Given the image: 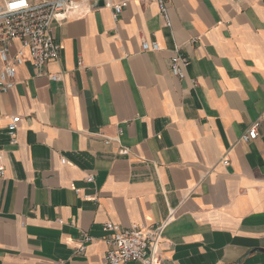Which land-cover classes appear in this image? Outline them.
I'll use <instances>...</instances> for the list:
<instances>
[{"label": "crops", "instance_id": "1", "mask_svg": "<svg viewBox=\"0 0 264 264\" xmlns=\"http://www.w3.org/2000/svg\"><path fill=\"white\" fill-rule=\"evenodd\" d=\"M117 2L53 24L59 81L27 61L0 92V264H106V223L165 224L161 264H264V0H167L171 28Z\"/></svg>", "mask_w": 264, "mask_h": 264}, {"label": "built area", "instance_id": "2", "mask_svg": "<svg viewBox=\"0 0 264 264\" xmlns=\"http://www.w3.org/2000/svg\"><path fill=\"white\" fill-rule=\"evenodd\" d=\"M97 1L107 5L109 0H0V92L7 93L15 85L17 68L29 62L36 76H46L53 81H59L61 76L47 72V64L58 59L60 46L52 37L53 24L64 22L68 14L78 8L79 2H85L91 7ZM156 5L158 15L165 28H171V20L167 8V0H150ZM127 0H118L111 5L116 18L124 8ZM142 52L158 51L155 40L148 42L144 37L140 40ZM187 58L180 55L177 48L172 51L169 59V70L172 76L183 79ZM20 123L19 116H12L6 126L8 136L16 143L15 133ZM259 123L252 124L239 138L240 142L249 143L258 137ZM110 139L105 140L109 145ZM127 150L120 148L118 154L126 155ZM224 166L228 165L223 160ZM2 170H0V174ZM93 176H87L86 182L92 183ZM165 224L149 226L132 225L123 228L113 223L103 225V230L110 235L104 240L106 264H124L130 261L140 264H161L162 251L160 243ZM89 241L83 237L82 242ZM81 242V243H82ZM80 246L78 252H83Z\"/></svg>", "mask_w": 264, "mask_h": 264}, {"label": "water", "instance_id": "3", "mask_svg": "<svg viewBox=\"0 0 264 264\" xmlns=\"http://www.w3.org/2000/svg\"><path fill=\"white\" fill-rule=\"evenodd\" d=\"M103 6H104V2L103 1H97L93 5L94 8H101Z\"/></svg>", "mask_w": 264, "mask_h": 264}]
</instances>
